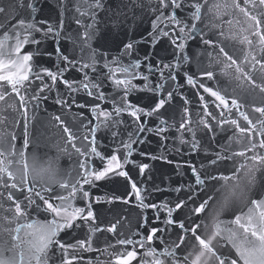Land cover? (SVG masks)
Segmentation results:
<instances>
[{
	"label": "snow or ice",
	"instance_id": "obj_1",
	"mask_svg": "<svg viewBox=\"0 0 264 264\" xmlns=\"http://www.w3.org/2000/svg\"><path fill=\"white\" fill-rule=\"evenodd\" d=\"M34 2L29 0L26 5L32 12L35 11ZM16 7L25 8V0H16ZM58 7L61 10L59 25L36 21L34 17L31 20L17 19L18 12L0 23V264H52L53 261L56 264H81L82 253L89 250L100 255L94 261L89 259L87 264H131L140 255L138 250H143L139 264H189L192 254L180 255L189 238L196 241L193 247L198 249L191 264H213V261L214 264H238V261L242 264H264V199L253 200V207L244 217L237 215L231 222L235 227L221 228V214L216 211L212 216L216 231L208 238L197 235L200 225L195 222V218L205 211L211 215L210 205H230L240 190L241 182L247 180L252 186L256 179L251 174L253 168L259 170L257 166L264 165V0H74L72 9L68 8V0H58ZM135 9L154 18L152 31L148 34L154 44L171 37L169 43L173 51L170 61L158 60L154 65L151 55L139 58L135 51L138 42L132 40L111 59L107 52L93 47V42L109 26L116 32L123 28L134 30L136 21L140 19L135 15ZM228 9H238L251 22L247 31L255 40L240 33H230L225 37L223 30L217 38H212L210 34L218 25L206 24L205 20L209 13L215 16L230 14ZM68 11H74L72 19L77 29L82 30L77 36L65 33V13ZM5 13V7L0 6V14ZM49 37L58 41L63 37L72 44L74 52L76 49L79 52L73 58L58 45L56 54L65 67L61 68L58 63L55 72L48 68L37 71L35 58L42 54L39 46ZM220 38L236 41L242 47L237 49ZM197 42L202 47L193 49L194 55H190L189 45ZM244 45L247 50H244ZM26 47L33 50L26 51ZM193 65L196 66L195 71L192 70ZM69 70H78L80 79H65ZM217 72L229 80L231 92L219 84L214 89L203 82L204 79H215ZM137 80L144 83L138 85L135 83ZM180 80L185 84H180ZM59 84L65 86L68 99L57 91L55 103L69 110L77 103L75 95L83 92L92 99L85 100L79 107L89 108L95 122L83 112L75 113L72 120L79 122V128L73 130L61 115L50 116V129H59V132L52 131L49 137H59L52 145L57 156L41 160L34 151L29 154L24 151L32 143L28 132L32 118L28 113L39 109L48 98L45 93H52ZM185 86L201 89L212 99L193 113L187 97H181L184 105L179 112L177 126V114L166 118L164 113L172 107L177 90L182 92ZM108 88L111 91H105ZM138 91H148L157 97L147 111L128 99ZM248 97H251L253 114H259L255 120L242 110L246 105L240 101ZM199 100L204 101L205 96L200 95ZM104 103L110 104L111 110L103 108ZM9 109L16 114L12 121L4 115ZM125 114L132 118L131 122L124 119ZM193 115L197 119H192ZM237 116L245 122L244 127L233 118ZM141 117L149 118V124L141 123ZM21 118L24 121L22 132L17 133ZM129 128L132 130L128 131ZM171 131L177 132L174 142L187 145L196 152L202 143L197 139L198 132L208 133L209 140L216 141L220 134L233 131L228 141L217 144L216 150L207 154L213 157L207 165H188L198 191L193 190V185H188V191L193 194L176 203L174 208L168 201L146 203L150 198L146 182L133 180L129 168L134 164L131 159L133 145L142 140L147 142L145 133L159 136L161 143H166L169 138L166 133ZM18 139L23 141L19 148L14 143ZM233 142L242 145L240 150L231 151ZM70 150L85 159L78 164L75 176L69 173L68 178L58 182L56 174L60 156L69 155ZM248 153L252 154L249 156ZM237 158L244 162L231 176L202 175L205 167ZM135 166L140 177H144L145 170L149 169L147 164ZM121 179L131 192L110 197L109 202L118 200L129 204L134 200V207L139 210H155L154 218L158 222L178 226L180 235L170 246L165 244L162 236H157L165 229L151 227L144 236L138 222V230L128 237L119 233L122 238L116 239L115 243L92 248L91 240L95 233L107 231L115 236L120 221L106 228L96 224L90 189L98 186L100 181L116 183ZM148 180H151L150 176ZM217 180L223 183L208 195L207 185ZM57 190L63 194L54 195ZM182 190V187L175 189L177 192ZM17 193L23 195L22 200L17 198ZM202 196L206 198L191 209V215L185 221L177 222L174 210H182ZM5 201L9 203L8 207H5ZM29 210L43 213L45 221L20 223ZM161 212L165 215L163 221H160ZM48 216L52 218L49 220ZM141 220L143 227H147V218L142 216ZM84 226H88L84 239L75 243L59 239L60 233L76 231ZM5 235L11 238V243L3 239ZM137 236L140 239H135ZM217 237H221L224 244H231L235 249V259L223 245L213 244ZM155 240L160 241L162 249L152 246ZM128 246L132 250H127ZM116 247H121L122 251H110ZM70 252L74 254L69 256ZM101 256L105 258L101 259Z\"/></svg>",
	"mask_w": 264,
	"mask_h": 264
},
{
	"label": "water",
	"instance_id": "obj_2",
	"mask_svg": "<svg viewBox=\"0 0 264 264\" xmlns=\"http://www.w3.org/2000/svg\"><path fill=\"white\" fill-rule=\"evenodd\" d=\"M29 0H25V8L19 9L16 7V0H0V6L5 7L6 13L0 14V23L6 22L9 17L12 15H16L18 12L19 15L17 19L24 18L25 20H31L33 17L36 21H47L49 25H59L61 20V10L58 7V0H35L34 6L35 11L32 12L27 8V3ZM74 0H68V8H73ZM230 2V0H229ZM242 6H245L242 4ZM250 7V5L248 6ZM16 8L14 12L13 9ZM182 11V10H181ZM228 13H222L221 16H215L212 13H209L207 19L205 20L206 24H216L217 28L213 29L210 34L212 38H217L219 32L221 30L224 31L225 37L229 36L230 33H240L241 35L249 36V39L255 40V38L247 31L250 27V21H248L239 10L228 9ZM66 19L64 21L65 33H71L73 36H77L79 34L80 29H77L76 24L74 23L72 17L75 15L74 11H68L65 13ZM106 15V14H105ZM131 15V14H130ZM135 15L140 17L139 20L136 21V27L134 30H128L127 28L121 29L119 32H116L110 26L102 31L101 37H99L96 41L93 42V47L100 49L102 52H107L109 54V59L113 56H116L120 53L123 45L129 40L138 42L136 44V53H138L139 58L143 59L146 56L151 55L152 64H156L158 60H163L164 62H168L172 59V51L173 47L169 43V38H164L159 41V43H153L149 39V32L152 31V20L153 17L147 15V13L142 12L140 9H135ZM231 22L230 24L228 22ZM90 22V21H88ZM15 23V21H13ZM107 23V20H105ZM129 24L132 23V20L129 19ZM203 27V25H201ZM207 32V29H205ZM37 38H40V35H37ZM224 41L225 44L231 45L237 49L242 46L233 40H224V38H220ZM59 45L62 51L65 54H69L73 58L78 54L79 49L73 51L72 44L66 39L55 40L51 37L47 38L44 43L39 46V51L42 53L38 57L35 58V66L36 70L39 71L42 68H48L52 71H56V66L59 63L60 67H65V64L61 63L58 60V56L56 54V48ZM202 47V45L197 43H191L189 45V54L194 55L193 49H197ZM244 50H247V46H243ZM32 47H26V51H32ZM136 58L135 56L133 57ZM103 62V61H101ZM239 62V61H238ZM206 63V61H205ZM143 70V69H142ZM192 70H196V66H192ZM146 74V73H145ZM65 79L68 80H79L80 72L78 70H69L65 74ZM150 79H153L150 77ZM49 82L50 81H46ZM206 86L216 88L219 84L221 88H228L229 92H231L230 82L227 78L222 77L217 72L215 79L203 81ZM136 84L140 85L144 82L142 80L135 81ZM180 84H185L183 80H180ZM57 91L62 95L64 99H68V93L64 85L59 84L58 88L54 90L52 93H45L48 96L46 100H44L39 109H33V111L28 113V116L32 118L29 125V135L31 137L32 143H30L27 149H24L26 154L31 152H35L41 160H47L49 157H56L57 150L52 145L56 143V139L59 137H55L49 139L52 135V131L59 132V129H50L49 127V118L52 115H61L62 119H64L67 125L73 130L79 128V122H73L72 116L75 113L83 112L88 119H92L94 122V117L90 114L89 108H80L79 105L82 104L85 100L91 101L92 98H89L83 92H80L75 95V99L77 101L76 104H73L72 108L69 110L63 109L60 105L55 103L57 99ZM105 91H111L110 88L105 89ZM204 95L205 100L200 101L199 96ZM181 97H187V100L190 102V107L193 113L200 110V105L203 103H210L211 99L207 93H204L201 89L194 88L193 86H185L183 91L177 90V95L175 99L172 101V107H169L167 111L164 113L165 117L172 116L173 113H176L177 126L179 124V112L181 111L184 101ZM156 96L153 93L148 91H138L131 95L128 99L131 103L142 107L145 111H147L150 106L154 105L156 102ZM235 98V97H233ZM70 102V101H69ZM242 104H245L246 107L242 109L243 111H247L250 115V118H255L259 114H253L251 110V97L240 101ZM259 106V105H257ZM103 108L111 110L110 104H102ZM211 110V109H209ZM5 116L8 117L9 121H12L16 114L13 113L10 109L4 113ZM238 119L241 127L245 126V122L240 117H233ZM124 119L128 122H131L132 118L125 114ZM192 119H197L195 115H193ZM155 121H153L154 123ZM24 121L21 118L19 124L16 127V132H22V125ZM141 123L149 124V118L141 117ZM150 126V125H149ZM132 129L129 128L128 131ZM235 131V129H233ZM233 131H229L227 133L220 134L217 137L216 141L209 140V134L198 132L197 139L201 140L202 143L200 145L199 152L191 151L187 145H181L175 141V137L177 136L176 131H171L166 133L169 137L166 143H161V137L145 133L144 139L147 142H142L133 145V156L132 160L134 161L133 165H129L131 169L130 175L135 181H144L146 182V186L149 189L150 198L146 203H161L164 201L170 202V206L174 208V205L181 200H186L190 193L188 191V185H193V190L198 191L194 184V177L191 172V168L188 166L189 164L196 165L199 167L200 165H207L209 160L213 157L207 155L208 153L214 152L216 150L217 144L228 141L229 138L233 136ZM188 138V137H186ZM126 139V138H125ZM16 146L19 148L23 141L22 139H18L14 142ZM246 143V141H245ZM79 146V145H78ZM241 144L233 142L231 151L240 150ZM252 153H248L250 156ZM155 157V159L153 158ZM84 157H78L74 153L71 152L69 155H61L60 156V164L65 169L67 175L71 173L72 176L76 175V171L78 164ZM95 159V157H93ZM244 162L242 158H237L235 160H223L218 163L214 167H205L202 175H228L231 176L236 168L239 167V164ZM251 163V161H249ZM139 164H147L149 165V169L145 170V176H139V169L135 165ZM96 167V166H94ZM259 170H255V183L251 186L249 196L245 203L243 204H234L228 211L221 214V228L224 227H235L231 222L235 220L237 215L244 217L249 208L253 207L252 201L262 200L264 199V165L257 166ZM125 170H128L127 168ZM151 177V180H148V177ZM223 181L217 180L210 182L207 185V194L211 195L215 192L217 188H219L220 184ZM98 186H95L90 189L91 198H92V210L96 214V224L100 227H108L112 224H116L117 221H120L117 227V235H113L107 231L97 232L94 234L91 245L92 248L99 249L103 248L106 244L115 243L116 239L122 238L119 237V233H123L124 237H128L132 232L138 230V222L139 228H142L143 235L146 236L151 227H156L158 229H165L164 232H158L157 236H162L165 244L171 245L172 242H175L177 237L180 235V229L178 226L165 225L162 222H158L154 218L155 210L147 209V210H139L134 207L135 201L133 200L129 204L121 203L120 201L109 202V198L113 196H123L126 191L129 193L131 189H126L125 183L121 179L116 183L97 182ZM138 186H140L138 184ZM178 187H182L183 190L180 192L175 191ZM159 188L160 191H153V189ZM63 194L57 190L54 195ZM18 199H23V195L19 193L16 194ZM206 197H197L191 203H188L187 207H184L182 210H174L173 216L175 217L177 222L185 221L187 217L191 215V209L198 206L200 202ZM98 200L99 202H95ZM39 203V201H37ZM9 203L5 201V207H8ZM83 206V205H77ZM211 206V205H210ZM146 217L149 221L147 227H143L141 217ZM51 216H48L47 219H51ZM123 218V219H122ZM165 219V215L163 212L160 213V221ZM45 221V215L43 213L38 214L34 210H29L28 215L21 219L20 223H43ZM196 224L200 225V228L197 231V235H200L202 238H208L212 236V234L216 231L215 223L211 220L208 215V212L205 211L203 214L198 215L195 218ZM243 222V220H242ZM14 227V225H13ZM88 233V226H84L79 228L76 231L72 232H62L60 233L59 239L67 242V243H75L79 239H84ZM23 236L24 233H21ZM3 239L9 240L11 243V238L7 235L3 237ZM135 239H140L139 236L135 237ZM196 244L194 239L189 238L186 244L183 246L180 255H188L189 256V264L191 261L195 259V255L198 251L197 248H194L193 245ZM214 245H223L225 250H230L232 253L231 258L235 259V249L231 247V244H224L223 239L221 237H217L216 240L213 241ZM152 246L157 250L162 249V244L159 240H155L152 242ZM127 250H132L131 246L127 247ZM112 252L119 253L122 251L121 247H116L110 249ZM140 255L143 254V250H138ZM74 253H69L71 256ZM7 255V254H6ZM100 255V253L96 251H85L82 253L83 261L81 264H87L89 259L95 260L96 257ZM140 255H138L136 260H133L131 264H139ZM105 257L101 256V259ZM114 260V258H111ZM147 259H151L148 257ZM52 264H56L55 261ZM214 264V261H213ZM238 264H242V262L238 261Z\"/></svg>",
	"mask_w": 264,
	"mask_h": 264
},
{
	"label": "clouds",
	"instance_id": "obj_3",
	"mask_svg": "<svg viewBox=\"0 0 264 264\" xmlns=\"http://www.w3.org/2000/svg\"><path fill=\"white\" fill-rule=\"evenodd\" d=\"M58 168H59V171L56 174V180L59 182V181H63L64 179L68 178V175H67L65 169L60 164V160L58 162ZM251 174L253 176H255V168H253ZM250 188H251V185H249L247 183V180H244V181L241 182L240 190L238 191L236 198L233 200V202L230 205L224 206V207H222L220 205H212V206H210L211 215H209V214L208 215L211 218V220H212V216L215 215L216 211H219L220 214H223L226 211H228L234 204H243V203H245L247 198H248V196H249Z\"/></svg>",
	"mask_w": 264,
	"mask_h": 264
}]
</instances>
